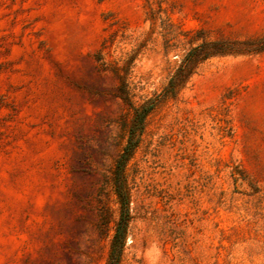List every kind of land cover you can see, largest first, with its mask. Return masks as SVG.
<instances>
[{"label":"rangeland","instance_id":"374dc122","mask_svg":"<svg viewBox=\"0 0 264 264\" xmlns=\"http://www.w3.org/2000/svg\"><path fill=\"white\" fill-rule=\"evenodd\" d=\"M143 108L119 264H264V0H0V264H108Z\"/></svg>","mask_w":264,"mask_h":264},{"label":"trees","instance_id":"16d2710c","mask_svg":"<svg viewBox=\"0 0 264 264\" xmlns=\"http://www.w3.org/2000/svg\"><path fill=\"white\" fill-rule=\"evenodd\" d=\"M211 55L212 54H208V53L204 54L202 59L208 58ZM189 70H190V65L189 66L183 65L180 71L178 72L180 73L182 72L183 76L188 77ZM149 111H150L149 108L136 110V117L134 118V123L131 124L126 145L124 146L123 151L117 160V166H116L117 174L114 181V185H115L114 191L115 194L117 195L118 201L121 206V213L111 243V250L109 254L108 264H119V259L126 236V229L130 219L129 196H128L126 180L124 177V168L128 160L131 158V155L136 147L137 139L135 136V131L137 130V128L142 129L144 119L146 115L149 113Z\"/></svg>","mask_w":264,"mask_h":264}]
</instances>
